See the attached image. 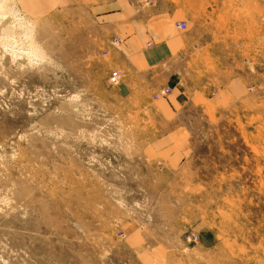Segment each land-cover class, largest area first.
<instances>
[{
  "label": "rangeland",
  "instance_id": "1",
  "mask_svg": "<svg viewBox=\"0 0 264 264\" xmlns=\"http://www.w3.org/2000/svg\"><path fill=\"white\" fill-rule=\"evenodd\" d=\"M150 1L197 46L172 109L98 0L0 4V264H264V0Z\"/></svg>",
  "mask_w": 264,
  "mask_h": 264
},
{
  "label": "crops",
  "instance_id": "2",
  "mask_svg": "<svg viewBox=\"0 0 264 264\" xmlns=\"http://www.w3.org/2000/svg\"><path fill=\"white\" fill-rule=\"evenodd\" d=\"M151 3L150 0H98L89 7V13L101 35L119 36L120 44L113 48L115 64L122 73L118 91L125 97H141L169 85L172 99L159 101V106L172 109V105H181L184 96L191 97L196 92H191L190 87L185 91L180 86L183 80L180 74L185 54L197 46L189 30L177 26L183 19L176 10Z\"/></svg>",
  "mask_w": 264,
  "mask_h": 264
},
{
  "label": "built area",
  "instance_id": "3",
  "mask_svg": "<svg viewBox=\"0 0 264 264\" xmlns=\"http://www.w3.org/2000/svg\"><path fill=\"white\" fill-rule=\"evenodd\" d=\"M177 26H178L179 28H182V29H183V28L186 27V23H185L184 21H180L179 23H177ZM119 76H120L119 71H114V72H113V77H112V79L116 81L117 78H119ZM167 92H169V88H164V89H162V91L156 93V95H157V96L164 95V94H166Z\"/></svg>",
  "mask_w": 264,
  "mask_h": 264
},
{
  "label": "bare ground",
  "instance_id": "4",
  "mask_svg": "<svg viewBox=\"0 0 264 264\" xmlns=\"http://www.w3.org/2000/svg\"><path fill=\"white\" fill-rule=\"evenodd\" d=\"M6 0H0V4L2 3V2H5ZM5 4V3H4ZM18 9L15 11L14 9V15H17L18 16V18L19 19H24V16H26V14L21 10V9H19V7H17ZM9 11H12V10H9ZM3 13V11L1 12L0 11V16L1 15H4V14H2ZM7 13V12H6ZM21 15H23V16H21ZM19 22V21H18ZM24 23L25 24H27V21L25 22L24 21ZM179 23V22H178ZM32 48V47H31ZM18 49V48H17ZM23 55V54H22ZM113 76V72H112V74H111V76H110V78ZM164 89V88H163ZM160 91H162V89L160 90ZM158 92V91H157Z\"/></svg>",
  "mask_w": 264,
  "mask_h": 264
}]
</instances>
